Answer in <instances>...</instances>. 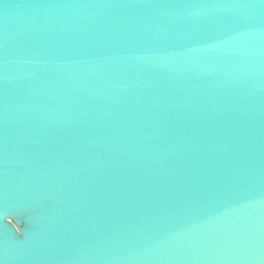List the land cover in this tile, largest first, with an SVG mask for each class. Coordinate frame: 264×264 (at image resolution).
<instances>
[{"label":"water","instance_id":"obj_1","mask_svg":"<svg viewBox=\"0 0 264 264\" xmlns=\"http://www.w3.org/2000/svg\"><path fill=\"white\" fill-rule=\"evenodd\" d=\"M0 264H264V0H0Z\"/></svg>","mask_w":264,"mask_h":264}]
</instances>
